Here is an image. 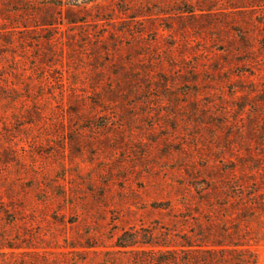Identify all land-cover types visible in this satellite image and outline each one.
Returning <instances> with one entry per match:
<instances>
[{"label": "rangeland", "instance_id": "obj_1", "mask_svg": "<svg viewBox=\"0 0 264 264\" xmlns=\"http://www.w3.org/2000/svg\"><path fill=\"white\" fill-rule=\"evenodd\" d=\"M259 6L0 0V264H143L124 232L222 230L264 264Z\"/></svg>", "mask_w": 264, "mask_h": 264}, {"label": "trees", "instance_id": "obj_2", "mask_svg": "<svg viewBox=\"0 0 264 264\" xmlns=\"http://www.w3.org/2000/svg\"><path fill=\"white\" fill-rule=\"evenodd\" d=\"M245 1L247 0H241V9L260 8V0H248L249 2L246 3ZM257 17L264 18V9L259 11ZM241 200V196H238L233 201L241 208ZM233 233L237 234L238 230H234ZM230 236L222 230L219 240L202 244H192L187 240H182L178 244L170 245L166 237L156 244L151 238L149 242H140L136 232H124L115 245L120 249L132 248L136 245L148 247V251L144 253L146 258L143 264H241V253L252 252L249 246L241 245V241L232 242ZM156 247H160L161 250H154ZM255 261L256 259L253 264L256 263Z\"/></svg>", "mask_w": 264, "mask_h": 264}]
</instances>
